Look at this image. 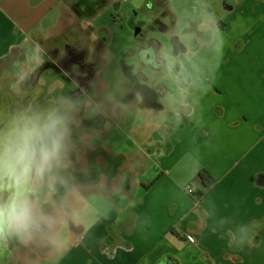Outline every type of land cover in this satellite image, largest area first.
<instances>
[{"label": "crops", "instance_id": "crops-1", "mask_svg": "<svg viewBox=\"0 0 264 264\" xmlns=\"http://www.w3.org/2000/svg\"><path fill=\"white\" fill-rule=\"evenodd\" d=\"M120 1L0 0V65L80 29L90 31L92 52L97 38H111L94 20ZM219 1L218 18L202 22L192 49L176 38L189 61L186 72L175 55L178 106L170 110L162 100L166 64L151 72L159 74L154 83L143 81L157 97L137 104L145 118L130 127L132 143L103 155L79 150L91 159L76 167L79 180L64 196L70 214L50 224L54 264H264V0H226L218 8ZM157 5L174 16L170 0ZM203 168L217 178L211 188Z\"/></svg>", "mask_w": 264, "mask_h": 264}, {"label": "flooded vegetation", "instance_id": "flooded-vegetation-1", "mask_svg": "<svg viewBox=\"0 0 264 264\" xmlns=\"http://www.w3.org/2000/svg\"><path fill=\"white\" fill-rule=\"evenodd\" d=\"M139 25L143 27V34L145 25L143 23ZM73 34L68 40L63 39V42L56 38L58 44L53 43L52 46L47 47L48 50L45 51L48 58L27 77L22 87L19 89L6 87L0 94V121L5 122L10 129L0 141V185L10 182L4 174L2 164L5 145L9 140L20 148H23L27 141L28 151L35 153L30 172L18 187L12 184L16 190L13 188L7 192L8 202H6V204L10 203L13 198L19 199L22 192H30L26 197L32 199H24L23 203H18H25L28 207L32 205V209L36 210L30 214L27 234L34 231L37 233L32 239L29 237L28 241L32 242L30 247L35 253L38 251L47 253V249L51 246L46 237L49 239V235L54 233L48 220L54 212V205L51 200L46 201L43 198L44 193L48 191L54 193L55 207H57V197L64 198L61 194H64L65 190L71 191L75 182L79 180L80 172L76 169L77 164L81 162L77 158L79 150L89 149L88 138L100 134L97 133L98 130L101 133L106 132L108 118L104 111L100 110L96 114L90 111L95 103L103 99L101 83L96 79V68L101 63L103 49L108 42L107 37L97 38L95 50L91 52L88 38L90 31L88 30L87 34V30L80 29L79 36H75V32ZM144 43L148 44L146 49L143 48V52L151 58L150 64L154 66L157 64L156 60H159L160 71H165L168 59L161 56L165 59V63L157 56V50H154L149 39L145 38ZM180 48L182 45L178 44L177 50ZM52 71L57 81L55 84L52 82L53 74H50ZM158 75V72L153 73L146 81L150 84L154 83ZM42 78L44 82L41 81ZM51 85L56 88L52 93ZM139 89L145 93L148 102H156L155 91L147 85H140ZM84 136H87L86 145L82 144L80 147L81 137ZM42 151L48 153L46 161L43 159ZM31 172L36 179L29 188ZM66 204L67 202H63V205ZM59 206L55 209L58 212L55 225L59 223L62 214L66 213L64 208ZM66 210L67 214H70L69 207H66ZM25 230L27 232V229ZM20 233L24 234V229ZM35 240L37 243H34ZM0 264L6 263L1 261Z\"/></svg>", "mask_w": 264, "mask_h": 264}, {"label": "rangeland", "instance_id": "rangeland-1", "mask_svg": "<svg viewBox=\"0 0 264 264\" xmlns=\"http://www.w3.org/2000/svg\"><path fill=\"white\" fill-rule=\"evenodd\" d=\"M162 0H121L119 4L110 5L103 9L94 20L99 28H106L109 30L111 38L106 43L103 49V54H106L108 63L101 62L97 67V79L101 77L105 82L102 86L103 99L92 106L90 113L102 110L108 118L106 122V132L102 133L98 130L93 138H88V142L93 140L95 150L90 147L87 151L94 152L95 155H103L105 148H111L115 153L120 152L129 142L135 138V134L130 130V127L144 121V114L137 106L144 104V100L137 92L136 82L134 78H144V76L151 74L152 69L146 64L141 57L144 54L143 48L146 49L148 44L144 43L145 36L150 40V44L154 50L159 51L165 59H168V70L160 80L161 96L164 103L171 110L178 106L182 99V92L178 89L180 85V71L178 68L180 64L176 62V54H181V61L186 62L185 70L188 72L189 62L187 58L184 59L182 51L177 50L176 38L180 37L181 41H185L188 48L194 47V44L200 37H203L204 27L202 22L216 20L219 16L217 9V0H170L173 2L174 16L159 13L158 3ZM226 0H220L218 8H220ZM161 10V9H160ZM143 23L145 26V34L136 35V26ZM215 24V23H213ZM212 24V25H213ZM174 26L176 27L174 31ZM214 27V25H213ZM205 29L207 27L205 26ZM202 30V31H200ZM206 31V30H205ZM97 32H100L97 29ZM97 32H95L97 34ZM53 45V42L44 45L43 50L33 53L29 59H25L26 55H20L16 59H9L0 65V94L6 87H15L19 89L25 83L27 77L38 68L46 58L47 47ZM143 47V48H142ZM151 47V46H150ZM105 52V53H104ZM15 58V57H14ZM24 58V59H22ZM146 58V57H145ZM148 59V58H146ZM123 71L126 74H122ZM170 70V71H169ZM174 70V71H173ZM134 73V75H132ZM52 79L55 78L54 71L50 72ZM177 74V75H176ZM43 81V78L41 79ZM44 82V81H43ZM55 84L57 81L54 79ZM130 85L132 90L129 89ZM56 89L51 85L50 92ZM1 96V95H0ZM61 100V99H60ZM59 100V101H60ZM128 103V104H124ZM166 115V114H165ZM86 137H81V145H86ZM86 153V150H84ZM77 158L80 163L77 167H85L91 159V154L88 156H80ZM90 155V156H89ZM76 158V157H75ZM90 158V159H89ZM34 172V171H33ZM35 174V172L33 173ZM31 184L35 181L34 175H31ZM52 188V187H50ZM49 192V191H48ZM54 193L50 192L49 200L53 203V214L49 216V226L57 219L55 209H58L59 204H63L64 198L57 197L55 207ZM70 191L65 190L62 196L66 197V201L70 198ZM1 205H5L7 201V193L3 195ZM47 197V196H46ZM31 197H24L30 199ZM45 199V195L43 196ZM21 198L20 202H24ZM32 199V198H31ZM61 199V200H60ZM47 201V200H46ZM25 204V203H24ZM62 207V205H60ZM27 219L18 226L9 228L10 231L5 237L6 244H9V255L6 254L3 263L8 264H54L48 257L46 252H33L32 242H28L37 235L34 231L28 234V223L30 221V214L35 212L32 205H26ZM30 211V212H29ZM67 211V210H66ZM64 218V213L62 214ZM53 217V218H52ZM34 220V219H33ZM54 220V221H52ZM32 227V226H30ZM24 229V234L20 233ZM27 229V232L26 230ZM34 234V235H33ZM51 235H49V238ZM13 238V240H12ZM47 242L49 241L48 237ZM34 240V239H33ZM37 243V240L34 241ZM40 256V257H39ZM36 257H39L36 259Z\"/></svg>", "mask_w": 264, "mask_h": 264}, {"label": "clouds", "instance_id": "clouds-1", "mask_svg": "<svg viewBox=\"0 0 264 264\" xmlns=\"http://www.w3.org/2000/svg\"><path fill=\"white\" fill-rule=\"evenodd\" d=\"M35 153L28 151L27 141L23 148L18 147L10 140L5 145L3 158V171L7 179L14 185L19 186L22 179L28 175L31 170V162ZM43 159H48V153L42 151ZM27 219L26 204H19L15 198L3 206H0V233L4 231L5 226L13 228L20 226Z\"/></svg>", "mask_w": 264, "mask_h": 264}, {"label": "water", "instance_id": "water-1", "mask_svg": "<svg viewBox=\"0 0 264 264\" xmlns=\"http://www.w3.org/2000/svg\"><path fill=\"white\" fill-rule=\"evenodd\" d=\"M142 32H143V27L142 26H136V35L137 36H139L140 34H142ZM146 39L148 38L147 36L145 37ZM143 48V47H142ZM105 53V52H104ZM104 55V54H103ZM143 57H141L142 58V60L146 63V64H148L149 66H150V68L152 69V71L154 70V71H157V70H160L161 68L159 67L158 68V66H160L161 65V62H159V60H156V65H152V64H150V57H148L147 55H142ZM157 56H159L162 60H164L165 61V57L161 54V53H159V51H157ZM161 56H163V57H161ZM148 58V59H146V58ZM165 63H166V61H165ZM98 67V66H97ZM96 71H97V68H96ZM97 75H98V72H96V79H97ZM132 75H134V73H132ZM149 77H151V74H148L147 73V75L146 76H144V78H134V80H135V82H136V87H137V89H139V87H140V85H142V86H146L147 84L146 83H144L143 81L144 80H147ZM144 95H145V93H144ZM144 104H153V102H148V100L146 99V95L144 96ZM6 128V129H5ZM8 126L6 125V123L5 122H1L0 121V141L2 140V139H4L3 137L10 131V129L8 128ZM3 129V130H2ZM31 175H32V172L29 174V176L31 177ZM29 188H30V186H31V182H30V179H29ZM15 189L16 190V188L12 185V183L11 182H8V183H6V184H3V185H0V206H3V205H1V203H2V200L4 199V197H3V195L4 194H6L7 192H9L11 189ZM30 192H22L20 195H19V199L21 200V198L22 199H24V197L26 196V195H28ZM44 195L46 196L47 195V192L46 193H44ZM19 199H17L18 201L17 202H20V200ZM9 228L7 227V226H5V228H4V231L2 232V233H0V262L2 261L3 262V259H4V257L3 256H5V254H6V250H7V254L9 255V251H8V249H11V247H8L9 246V244H6V242L4 241L5 240V237H6V235L8 234V232H9ZM6 264H8V263H6ZM162 264H167V263H165V262H163Z\"/></svg>", "mask_w": 264, "mask_h": 264}, {"label": "trees", "instance_id": "trees-1", "mask_svg": "<svg viewBox=\"0 0 264 264\" xmlns=\"http://www.w3.org/2000/svg\"><path fill=\"white\" fill-rule=\"evenodd\" d=\"M124 74H126V72L124 71ZM200 178L203 180V183L205 184L206 188H211L212 186H214L217 182V178L207 169V168H203L200 171ZM204 192L199 193V197L203 195Z\"/></svg>", "mask_w": 264, "mask_h": 264}, {"label": "built area", "instance_id": "built-area-1", "mask_svg": "<svg viewBox=\"0 0 264 264\" xmlns=\"http://www.w3.org/2000/svg\"><path fill=\"white\" fill-rule=\"evenodd\" d=\"M188 189H189L190 192H195V189H194V187L192 185H189ZM193 239L195 240L194 237H193Z\"/></svg>", "mask_w": 264, "mask_h": 264}]
</instances>
